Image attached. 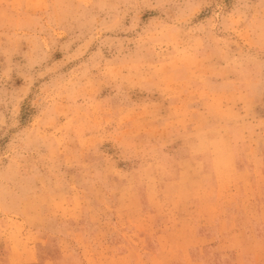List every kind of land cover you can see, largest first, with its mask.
<instances>
[{
	"label": "rangeland",
	"instance_id": "374dc122",
	"mask_svg": "<svg viewBox=\"0 0 264 264\" xmlns=\"http://www.w3.org/2000/svg\"><path fill=\"white\" fill-rule=\"evenodd\" d=\"M262 217L264 0H0V264H264Z\"/></svg>",
	"mask_w": 264,
	"mask_h": 264
},
{
	"label": "crops",
	"instance_id": "0c3cea01",
	"mask_svg": "<svg viewBox=\"0 0 264 264\" xmlns=\"http://www.w3.org/2000/svg\"><path fill=\"white\" fill-rule=\"evenodd\" d=\"M233 218V216L228 215V217H225L224 215H222V219L225 220V222H231V219ZM264 220V217H262ZM223 221V220H222ZM207 222L204 223L203 226H201L200 228L195 229V231H191V232H187L184 236L180 235V239L183 237H186V240H180L178 241L180 244V247L182 249H184L185 251L188 250L189 253H191V251L194 250V247H186V244L189 243V241L191 242L190 244H197L198 248L197 251H199L200 253H203L202 251L205 250H210V249H216V244L218 243L217 241L221 240H226L229 242L230 247L229 249H236L237 248V244L238 242H242L240 239L242 236L244 235H248L250 233H253V229L252 227H244V226H232V225H228L226 228L221 227H212L211 224H209L208 226L206 225ZM264 234V228L261 231ZM193 241V242H192ZM262 242L264 243V236H262ZM215 244V248H214V244ZM210 245V246H209ZM137 247L139 248V245H137ZM133 248H135V246H133ZM198 254V258H189L187 257L188 261H186L185 264H188L189 261H207L206 258L204 259L203 257H199V253ZM122 259V256H118V258L116 259L117 264H124V262L120 261ZM196 259V260H195ZM26 264H73L72 261H25ZM214 264H217L214 261ZM228 264H236L234 263V261H229Z\"/></svg>",
	"mask_w": 264,
	"mask_h": 264
}]
</instances>
